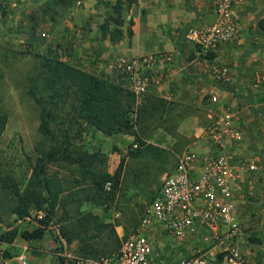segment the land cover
Masks as SVG:
<instances>
[{
  "label": "crops",
  "instance_id": "0c3cea01",
  "mask_svg": "<svg viewBox=\"0 0 264 264\" xmlns=\"http://www.w3.org/2000/svg\"><path fill=\"white\" fill-rule=\"evenodd\" d=\"M47 1L39 0L37 3L39 20L46 23L39 35L41 39L46 36L50 39L49 44L39 43L40 53H52L61 60L123 83L126 87L128 83L115 64L150 53L170 57L146 72L149 88L144 94L136 95L137 105L158 97L163 98L168 107L157 112L153 117L154 121L147 120L144 132L147 144L174 152L190 147L203 152L214 150L217 146L207 143L210 138L206 136L207 127L218 115L229 110L238 123L244 142L243 148L239 147L240 142L232 143V148L236 151L241 149L247 155L245 157L253 159L257 164L261 160L260 170L256 174L260 175L264 183V177H261L264 174V83L259 89L254 85L257 83L258 72L264 71V32L258 23L264 16V0H239L235 17L240 26V37L222 45L214 52V57H208L200 47L188 41L185 33L192 26L207 27L215 22L217 0H121L122 18L125 19L123 24L113 19V16H118L115 11L118 0H67L61 3L58 13L54 11L57 0ZM17 2L9 0L8 3L14 5ZM28 7L29 5L24 7L20 4L14 13L20 9L22 14ZM24 17L25 22H28V16ZM13 19L8 22H13ZM252 57L259 59L260 64L252 65ZM217 64L230 67L231 79L227 83L219 84L213 79L212 66ZM248 67H251L250 75L247 73ZM257 91L259 94H256ZM216 92L220 102H213V105L210 94ZM86 134L91 140L87 145L90 146L88 150L94 152L96 146L101 149L106 155L105 171L110 174H114L120 166L123 156L129 161L133 156L130 150L134 148V144H138L130 133L107 135L94 126H90ZM98 136L100 140L113 139L115 144H120L119 149L104 143L96 144L94 137ZM125 142L127 146L123 144ZM128 143L131 145L128 146ZM145 147L143 145L140 148ZM253 151L260 155L253 156ZM159 159L161 157L156 158L158 164L169 166ZM56 167L63 182L64 191L61 196L68 199L69 193L81 186L73 185L76 180L70 176V170ZM168 172L163 174L162 179ZM77 177L80 178L81 175ZM82 202L80 208L84 213L92 212L106 222H114L121 238L127 233L122 210L108 209L105 205L95 204L87 199ZM66 207L74 206L69 202ZM64 210V205L58 203L56 216L60 217ZM0 226L6 231L17 229L15 238L5 243L8 256L13 258L11 264H17L15 258L24 254L28 258L27 264H60V259L53 255L58 246L57 234L53 233L58 232V225L45 229L42 238L31 240L23 233L42 227L37 219L19 217L10 225L0 221ZM155 228L150 232L154 264H157V259L163 261L160 252L156 251L157 245L171 249L178 247L189 253L195 250L196 237L179 239ZM60 240L64 245V250L60 252L74 253L77 242L72 243L69 248L64 239Z\"/></svg>",
  "mask_w": 264,
  "mask_h": 264
},
{
  "label": "rangeland",
  "instance_id": "374dc122",
  "mask_svg": "<svg viewBox=\"0 0 264 264\" xmlns=\"http://www.w3.org/2000/svg\"><path fill=\"white\" fill-rule=\"evenodd\" d=\"M15 1L17 2V0ZM51 1L56 2V0H48L47 2ZM66 1L57 0L54 3V11L58 13L61 8V3ZM8 2L9 0H0V113L8 115V122L0 140V221L10 225L19 219V210L24 209L28 194L39 192V185H37L38 183L33 175V169L37 159L54 146L59 151L58 155L62 156L63 141L67 127L69 126V121L66 119V110L60 111L58 117L55 119L50 116V126L56 133L57 138L54 141L51 139V136L49 137L41 131L43 116L47 115L43 112V107L33 96L31 86L33 78L38 77L41 56L46 55L40 53L39 43L44 42L45 44H49L50 40L48 36L43 37L45 39H41V35H39L41 34L39 32L43 30L46 23L39 20V4L37 5L39 0H18L14 5H9ZM20 4H23L24 7L29 5V7L22 14V10L20 9L14 13ZM24 16H28V22H25ZM11 18H14V21L8 22ZM47 55L53 56L52 53ZM251 61L252 65L260 64V60L254 57H252ZM251 72V67H248L247 73L250 75ZM263 83V81L254 83L255 88L259 89ZM258 92L256 94H259ZM211 103L215 105V103ZM220 116L218 115L217 118ZM157 121L159 122V120ZM214 121L216 120L213 119L211 123H214ZM234 126L239 128L237 122ZM89 130L90 125L85 122L82 123L81 121V123L74 124L70 131V137L73 142L71 144L72 156L87 151L90 152L88 150L90 146L87 145H89L91 140L86 134ZM206 136H209V134L207 133ZM104 137L108 138L107 135ZM94 139L96 144L104 143L106 146L112 145L114 148L119 149L120 144H115L116 142L114 143L113 139L100 140L99 136L94 137ZM234 142H240L239 147L243 148V135L241 139H229L226 142V151L232 154L231 162L240 164L245 161L247 158L245 156L247 155L243 151H240L241 149L238 151L233 150L232 143ZM207 143L218 146L212 137L207 139ZM123 144L126 145L127 143L125 142ZM123 144L121 143V145ZM130 145L128 143V146ZM236 145L238 146V144ZM162 149L156 150V152H153L151 149H146L144 152L137 153L138 155L133 154L129 161H126V156L121 158V161L122 159L124 161L122 162V175L116 192L117 196L113 201H109L107 208L115 209V211L118 209L123 211V220L129 231L132 229V231L135 230L150 198L159 189L163 174L173 169L178 157L185 150L207 153L211 157H215L222 152V148L218 147L207 152H203L194 147L182 148L183 150L180 149L179 151L177 149L175 152ZM94 152L99 154V159L96 165L90 168V170L94 174H97L105 171L106 155L101 149H97V146ZM149 154L150 157L148 156ZM252 154L253 156L260 155L257 151H253ZM158 157H161L159 160H163L164 164L169 166L164 167L163 163L158 164L156 162V158ZM260 161H258L259 165ZM56 166H60L59 169L70 170V176L76 180L73 181V185H82L81 192L83 194L88 189H98V185L91 180L93 175L81 179L77 177L81 174V167L78 163L71 165L61 160L51 162L48 165L50 174L57 172ZM239 172L241 177L237 178L234 184V193L237 213L245 222V238L249 240L248 242L244 241L242 243V248L244 251H250V256L254 262L264 264L263 179L260 178L259 174H256L258 171ZM261 177H264V174ZM110 182L112 183V189L113 182ZM105 185L106 183L103 185L104 190L110 191L111 189H107ZM30 203L29 206L33 207L28 209L27 214H30L31 218L37 219V214L40 210L36 208V203L32 201ZM62 214L60 213V216ZM98 231V229L92 230L91 233L95 235ZM53 234H57V232ZM97 237L92 242H100L102 238ZM56 238L58 246L55 247L56 253L54 252L53 255L60 259L62 256L59 252L62 251L64 245L62 243L63 241L58 239V237ZM156 247V251L160 252L163 258V261L157 259V264H173L179 257L189 254L188 251L180 250L178 247L174 249H171V247H160L159 245ZM73 252L75 253V250Z\"/></svg>",
  "mask_w": 264,
  "mask_h": 264
},
{
  "label": "built area",
  "instance_id": "2783aa9c",
  "mask_svg": "<svg viewBox=\"0 0 264 264\" xmlns=\"http://www.w3.org/2000/svg\"><path fill=\"white\" fill-rule=\"evenodd\" d=\"M238 2L218 0L215 22L207 27H190L185 33L186 39L207 54L237 40L240 37V26L235 17ZM165 59L170 57L150 53L121 60L115 65L123 73L128 88L140 96L149 88L146 72ZM212 77L216 82L227 83L231 79V69L225 64L214 65ZM262 81L264 73L258 72L257 83ZM211 101L220 102L217 92L211 94ZM233 119V114L226 111L207 128L217 147L222 148L217 156L185 150L178 157L174 168L165 174L155 196L146 205L135 230L129 235L124 234L117 251L99 258L59 252L66 264H154L150 233L153 227L179 239L197 238L195 250L179 257L173 264H257L250 251L242 248V243L249 240L245 238V222L237 213L234 184L241 177L239 171L259 172L260 165L251 158L240 164L231 162L232 154L226 151V142L242 138ZM111 184L106 182V188L111 189ZM45 216L46 212L41 210L37 219ZM5 231L0 226V264H11L13 258L8 256L6 241L1 237ZM15 260L17 264L28 263L25 254Z\"/></svg>",
  "mask_w": 264,
  "mask_h": 264
},
{
  "label": "trees",
  "instance_id": "16d2710c",
  "mask_svg": "<svg viewBox=\"0 0 264 264\" xmlns=\"http://www.w3.org/2000/svg\"><path fill=\"white\" fill-rule=\"evenodd\" d=\"M121 0L115 4V11L118 16L113 19L119 24H123ZM259 27L264 32V16L259 20ZM208 57H214V52H209ZM38 77L33 78L32 94L37 102L43 107V116L41 131L51 136L54 141L56 133L50 126V116L54 119L58 117L59 112L66 110V119L69 121L66 134L63 141L62 156L54 146L43 156L39 157L34 165L33 175L39 185V192L29 193L24 209H20L19 217L30 216L28 209L30 201L36 203V208L44 210L46 216L37 219L42 225L33 232L25 231L23 235L31 240L42 238L45 229L51 225H58L57 237L64 239L70 248L72 243L77 242L75 254L99 258L102 255H108L117 251L121 245L122 238L117 233L114 222H106L98 214L92 212H83L80 208L83 199L92 201L95 204H102L106 207L109 201H113L117 196V189L122 175L121 165L114 174L106 171L94 174L90 168L96 165L99 154L97 152H83L79 155H71L70 131L75 123L85 122L94 126L107 135L123 132L134 135L135 142L138 143L135 149L130 150L131 154L138 155L146 149L153 152L161 150V147L147 144L144 139L147 120L154 121L157 112L167 109V103L163 98H151L142 105L136 104V94L126 87L123 83L116 82L109 78H104L96 73L87 71L82 67L61 60L59 57L51 55L41 56ZM243 95V94H242ZM151 103V104H150ZM154 117V118H153ZM153 118V119H152ZM8 122V115L0 113V140L3 131ZM146 145L145 148H140ZM138 153V154H137ZM66 161L73 165L78 163L81 167V177L91 176V180L97 184V188L86 190L85 194L81 192L82 185L78 189L70 192L68 199L64 198L63 182L57 172L50 174L48 165L51 162ZM95 175V176H94ZM112 181L113 186L110 191L104 190L103 185ZM97 189V190H96ZM94 190V191H89ZM150 198L149 202L153 199ZM73 203L74 207L67 208L68 203ZM58 203L64 205L65 210L60 217L56 215ZM56 218V219H55ZM94 226V227H93ZM98 229V233L93 235L91 231ZM133 230V229H132ZM132 230H127L129 235ZM106 233V236H105ZM17 234V229L5 231L1 236L4 241H12ZM98 236V237H97ZM97 238H102L100 242H92ZM64 250V247L62 248ZM60 264H66L63 257L60 258Z\"/></svg>",
  "mask_w": 264,
  "mask_h": 264
}]
</instances>
